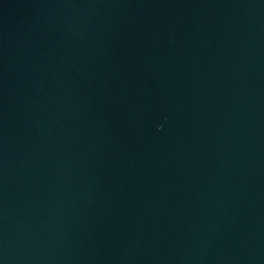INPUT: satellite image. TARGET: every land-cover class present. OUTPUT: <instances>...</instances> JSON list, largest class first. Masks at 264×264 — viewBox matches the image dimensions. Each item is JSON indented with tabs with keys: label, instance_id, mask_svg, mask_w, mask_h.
Returning <instances> with one entry per match:
<instances>
[{
	"label": "water",
	"instance_id": "95a60500",
	"mask_svg": "<svg viewBox=\"0 0 264 264\" xmlns=\"http://www.w3.org/2000/svg\"><path fill=\"white\" fill-rule=\"evenodd\" d=\"M0 264H264V0H0Z\"/></svg>",
	"mask_w": 264,
	"mask_h": 264
}]
</instances>
